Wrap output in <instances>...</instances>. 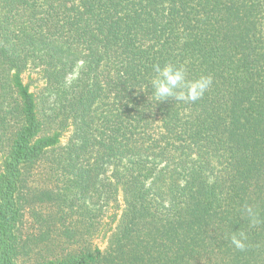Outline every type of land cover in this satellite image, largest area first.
<instances>
[{
  "label": "trees",
  "instance_id": "16d2710c",
  "mask_svg": "<svg viewBox=\"0 0 264 264\" xmlns=\"http://www.w3.org/2000/svg\"><path fill=\"white\" fill-rule=\"evenodd\" d=\"M166 62L213 84L196 102H155L153 65ZM29 67L52 100L49 135ZM69 121L64 161L41 182L52 187L26 199V176ZM1 147L0 264H264V0H0ZM119 191L118 229L92 249L89 222L85 239L67 226L72 202L98 211ZM44 202L35 236L24 214Z\"/></svg>",
  "mask_w": 264,
  "mask_h": 264
},
{
  "label": "rangeland",
  "instance_id": "374dc122",
  "mask_svg": "<svg viewBox=\"0 0 264 264\" xmlns=\"http://www.w3.org/2000/svg\"><path fill=\"white\" fill-rule=\"evenodd\" d=\"M80 64V62H79ZM77 65V69L78 66ZM21 79L23 84L27 85L30 93H32V95L34 96L35 100L38 101V110H39V114H40V118L42 119L43 125H42V131L40 133V136H45V135H49L51 133V131L49 130L50 128H53V124L52 126L48 125V122L45 121L47 120L45 118L46 114H49L51 112V107L50 105H52V100L48 99L45 102H41V98L44 95L43 92L41 93V91H44L43 88L46 87V80L43 78V75L37 71L34 70L33 67H29L26 70H24L21 73ZM70 76H68L67 78V85L68 83L71 82L70 80ZM99 111V109L97 110V112ZM158 125V124H157ZM157 125L154 124L153 125V130L151 131L152 133L156 130V133H162V130L158 127ZM74 124L69 121L67 123V125L65 126V128L61 131V135L58 139L57 144H55L51 149H49L47 151V153L44 155L43 158H41V160H39L33 167L32 170L30 171V173L26 176V185L24 186V193L27 192V190H29L30 195L26 196V199H30L31 196L36 195L39 190H36L34 187L35 186H40L43 187L42 190L46 189V188H51V182H47L46 184L41 183L45 180H47V177H45V174H48V176L53 175V173H46V171L48 170V168L50 166H54L55 167V161L52 160L51 158L56 157L57 155L60 156V158L63 159L64 156V152L66 149V146L70 143L71 139L74 136ZM1 141L3 142L4 139L1 138ZM55 149L54 152H52V150ZM3 150L4 148L1 147L0 150V157L3 155ZM169 158V157H168ZM64 161V159H63ZM62 161V162H63ZM162 165L161 163H157L154 167L155 170L161 169ZM53 172H58V171H53ZM59 173H57V176ZM109 174V172H108ZM53 191V190H51ZM24 195V194H22ZM74 203L73 206V210H77V213L72 216L71 214L69 215L68 219H67V226L71 229V228H76V233H79L80 235L83 234V239H85V230H84V225L86 226L87 222H89L91 224V228L88 231V242L91 245V248H97L100 251H105L109 241L111 239V237L113 236V233H115L118 229L119 223L121 221L122 215H123V210H124V196L122 191H119L115 197L114 200L108 201L106 204H104L103 208L95 211V206L94 200H86L85 202H81V201H73L72 204ZM33 205V204H32ZM26 208L24 210H28V206H25ZM34 207V205H33ZM50 205L46 202L42 203V206L40 203H36L35 204V218H31L28 216L26 218V221H28L29 223H27V227H29V224L32 226V228L30 229V232L35 233V236L40 235L41 232H43L45 230V227H38L35 226L37 224H34V220L38 219V220H48V214L47 211L50 210ZM92 210V214L91 216H87L86 214L83 215V217L81 216V214H83L84 210ZM88 219V220H87ZM43 225L46 226L47 228V222H44ZM52 232H49V237H52ZM45 254V252L42 250L41 247L38 248H34L31 251V254ZM22 259H18V262H21Z\"/></svg>",
  "mask_w": 264,
  "mask_h": 264
},
{
  "label": "clouds",
  "instance_id": "9594fccd",
  "mask_svg": "<svg viewBox=\"0 0 264 264\" xmlns=\"http://www.w3.org/2000/svg\"><path fill=\"white\" fill-rule=\"evenodd\" d=\"M154 75L149 81L151 86V97L153 101L159 102L169 98H174L176 102H196L200 100L213 84L211 75H199L189 78L184 65L166 62L163 65L157 63L153 65ZM149 85H141L138 90L144 91ZM250 222L258 223L257 214L251 207L246 208ZM232 245L238 250L246 247V237L244 233L231 236Z\"/></svg>",
  "mask_w": 264,
  "mask_h": 264
}]
</instances>
